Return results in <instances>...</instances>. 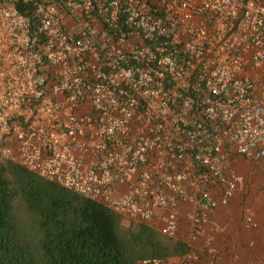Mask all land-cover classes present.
<instances>
[{
    "label": "built area",
    "instance_id": "1",
    "mask_svg": "<svg viewBox=\"0 0 264 264\" xmlns=\"http://www.w3.org/2000/svg\"><path fill=\"white\" fill-rule=\"evenodd\" d=\"M0 155L200 236L244 182L235 158L264 166V0H0ZM192 251L140 264L216 255Z\"/></svg>",
    "mask_w": 264,
    "mask_h": 264
},
{
    "label": "trees",
    "instance_id": "2",
    "mask_svg": "<svg viewBox=\"0 0 264 264\" xmlns=\"http://www.w3.org/2000/svg\"><path fill=\"white\" fill-rule=\"evenodd\" d=\"M190 250L0 155V264H140Z\"/></svg>",
    "mask_w": 264,
    "mask_h": 264
},
{
    "label": "crops",
    "instance_id": "3",
    "mask_svg": "<svg viewBox=\"0 0 264 264\" xmlns=\"http://www.w3.org/2000/svg\"><path fill=\"white\" fill-rule=\"evenodd\" d=\"M239 159L247 160L242 157L235 158L233 161L235 168L238 166L237 162ZM252 162L250 161V163ZM256 162L261 164L263 171L261 178L262 191L256 197L252 194L249 195L250 188L245 183L246 175L241 174L244 177L243 184L237 187L235 195L227 205L219 203L210 212L209 220L202 234L198 236L200 238L193 237L188 229L189 226L180 223L179 228L182 236L179 235L177 237H182V240L189 245V241L193 240L196 249L197 246L200 248L206 241L216 250L215 256L199 257L197 264H264V166L260 161ZM247 177H249V174ZM250 196L252 197L250 198ZM195 208V205L182 204L180 206V218L183 217L186 211L194 210ZM159 211L164 212L165 209ZM245 211L250 213L258 222L256 227L248 228L249 230L244 228L242 218L247 215ZM184 226L186 227L184 228ZM187 235L192 239L187 238ZM167 259L176 262L181 257L174 256Z\"/></svg>",
    "mask_w": 264,
    "mask_h": 264
},
{
    "label": "rangeland",
    "instance_id": "4",
    "mask_svg": "<svg viewBox=\"0 0 264 264\" xmlns=\"http://www.w3.org/2000/svg\"><path fill=\"white\" fill-rule=\"evenodd\" d=\"M238 157L241 158V156H238ZM237 163H238V166L236 167V169H237L238 173L246 175V177H245L246 182L245 183L248 184V187L250 188L249 195L252 194V195H254V197H256L262 191L261 189L263 186L262 182H261L262 173H263L261 164L256 162V161H253L252 163H250V161L242 160V159H239ZM247 173L249 174V177H247V175H248ZM251 197L252 196H250V198ZM245 214H247V215H244L242 219H244L246 216H250L251 218H253V216L250 213H247L246 211H245ZM242 219H241V221H242ZM256 223H258V222L256 221ZM124 224H127V222H124ZM184 224L186 225V223H184ZM185 227L186 226H184V228ZM179 230H180V233L178 231V236L179 235L182 236L181 229L179 228ZM246 230H249V229L246 228ZM187 238H189V235H187ZM198 238H200V237H198ZM189 239H192V238H189ZM189 243H190V246L193 248L192 252L200 251V248L202 246L200 248H199V246H197V249H196V247L194 246L195 244L193 243V240L189 241ZM205 257H207V256H205ZM205 257H203V258H205Z\"/></svg>",
    "mask_w": 264,
    "mask_h": 264
},
{
    "label": "clouds",
    "instance_id": "5",
    "mask_svg": "<svg viewBox=\"0 0 264 264\" xmlns=\"http://www.w3.org/2000/svg\"><path fill=\"white\" fill-rule=\"evenodd\" d=\"M244 159H245V158H244ZM202 257H203V256H202ZM202 257H201V258H202ZM204 257H205V256H204Z\"/></svg>",
    "mask_w": 264,
    "mask_h": 264
}]
</instances>
